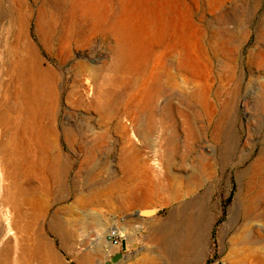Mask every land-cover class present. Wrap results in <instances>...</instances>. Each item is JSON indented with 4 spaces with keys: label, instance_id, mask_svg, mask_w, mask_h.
I'll return each mask as SVG.
<instances>
[{
    "label": "rangeland",
    "instance_id": "obj_1",
    "mask_svg": "<svg viewBox=\"0 0 264 264\" xmlns=\"http://www.w3.org/2000/svg\"><path fill=\"white\" fill-rule=\"evenodd\" d=\"M0 13V54L18 41L30 56L32 45L59 76L50 156L60 157L56 166L54 157L30 159L34 170L22 184L28 202L20 206L27 216L31 201L43 207L34 229L55 264H71L72 253L103 252L105 230L127 219L166 220L165 264H253L254 256L264 257V199L256 197L264 192V165L253 167L264 159V0H0ZM14 15L22 19L12 22ZM67 27L78 37L87 29L93 35L85 49H71L66 65L83 56L93 69L106 68L107 79L122 80L107 88L128 102L136 122L125 112L116 122L107 112L99 128L90 112L92 131L74 135L85 113L68 102L69 75L57 61ZM116 43L119 70L112 65ZM156 63L166 88L150 122L135 102L150 90ZM124 136L143 147V157L119 151ZM5 140L0 129V145ZM0 157H7L1 149ZM248 184L251 220L242 218ZM78 194L93 203L82 207Z\"/></svg>",
    "mask_w": 264,
    "mask_h": 264
},
{
    "label": "bare ground",
    "instance_id": "obj_2",
    "mask_svg": "<svg viewBox=\"0 0 264 264\" xmlns=\"http://www.w3.org/2000/svg\"><path fill=\"white\" fill-rule=\"evenodd\" d=\"M21 19L22 17L14 15L11 21L13 20L12 22H16ZM6 30L8 32L12 31L11 26L7 27ZM87 30L86 32H81L79 37L76 36V33L74 34L69 27L63 30L58 41V46L62 53V57L57 60L60 66L68 64L67 61L71 56L72 48H74V50H83L88 47L91 34L93 35V33ZM13 31H15V29ZM117 32L116 30V33ZM118 43H116L117 45L115 46L116 50H114L112 64L116 67V70L117 68L119 70L118 58L120 56V47ZM46 47H48V45ZM7 48V50L5 49L6 53L4 56L0 54V129L4 136H6V140L0 145V149L7 156L0 157V164L2 166L0 174V209L2 211V213H0V239H4L0 247V264H55L52 259L53 254L48 248V245L42 239L40 232L34 229L36 223L43 214V207L37 205L38 202L36 201H29L33 208L30 216H27L22 212L20 206L28 202L24 199L22 184L24 179L32 174V170H34V166L30 162V159L35 155L38 157H54L52 165L56 166L59 160L58 157H60V152L58 151L55 152L56 154L54 156H50L51 146L54 144L50 134L54 133L55 127L53 128V123L56 117L53 113L57 105L54 84L59 76L49 67L51 64L49 66H44L37 55L33 54L35 49L32 45L28 47L30 56L24 55L25 48L20 47L18 41L15 42V44L7 46ZM82 57L83 56H79L78 58L74 57V61L65 67L69 75L67 81L70 82L69 92L67 94L68 102L73 108L81 109L85 113L83 118L81 117L85 126L77 132L74 129V135H77V133L81 134L82 130L85 133L92 131L90 112L95 114L99 128L106 127L108 121L107 112L113 114V118L116 122L120 119L123 112L131 114L129 117H131L132 121L136 122L137 118L135 113L130 112L128 107L130 105L128 102H122L119 95L107 88L108 85L118 86L122 84L123 81L115 78L107 79L105 74H102L103 70H106V68L98 67L97 69H93L87 64L86 60L81 59ZM156 65L157 63L152 66L149 73V75L151 74L150 77L154 75L150 90L147 93H140L141 95L139 94V96H137L138 101L135 102L136 107L140 106V108L146 111L150 122L154 121V110L157 107L158 99L165 95L166 88L162 83V79L157 77L158 70L156 69L157 67H155ZM92 92L94 93L92 94ZM161 107L163 113L159 118V127L162 128V132H166L165 123L167 121V111L170 109L168 99L163 100ZM162 135L165 136V133ZM68 147L71 148V146ZM119 151L126 152L130 157L134 158L143 157L144 153L143 147L132 142L129 136L123 137L119 145ZM262 165H264L263 157H261L253 167L257 170L262 167ZM71 186L76 188V184L74 183ZM249 186L248 184L245 190V197L248 203L246 202L247 205L243 210V219H250L252 217V206L247 198L249 193H251ZM172 188L171 198L178 199L180 191L175 187ZM113 191L114 190H109L107 192L110 195ZM122 192V188L117 185L116 194L120 198L123 195ZM260 195L264 199V192L256 193V197ZM75 202L82 207L88 206L93 203V197L78 194L75 198ZM141 213L147 214L148 212H140L138 215ZM114 226L115 224L105 230V241L109 242L106 238V233ZM48 228L54 233V220L50 222ZM11 232L14 235L13 239H5ZM122 232L125 233L123 228ZM122 232L121 235L125 237L126 233L122 234ZM261 255L253 257V264H264V257Z\"/></svg>",
    "mask_w": 264,
    "mask_h": 264
},
{
    "label": "crops",
    "instance_id": "obj_3",
    "mask_svg": "<svg viewBox=\"0 0 264 264\" xmlns=\"http://www.w3.org/2000/svg\"><path fill=\"white\" fill-rule=\"evenodd\" d=\"M165 221L127 219L122 223L113 222L112 225L123 228L126 233L121 242L112 245L104 240L101 253H72L71 264H165L166 236L169 232ZM140 227H144L143 233H140Z\"/></svg>",
    "mask_w": 264,
    "mask_h": 264
},
{
    "label": "built area",
    "instance_id": "obj_4",
    "mask_svg": "<svg viewBox=\"0 0 264 264\" xmlns=\"http://www.w3.org/2000/svg\"><path fill=\"white\" fill-rule=\"evenodd\" d=\"M121 232L122 228L115 225L110 231L106 233V238L112 245H118L124 238V235L122 236ZM122 234L125 233L122 232Z\"/></svg>",
    "mask_w": 264,
    "mask_h": 264
}]
</instances>
